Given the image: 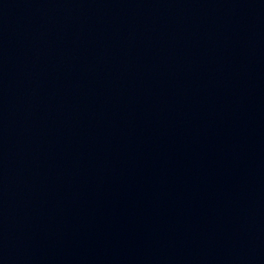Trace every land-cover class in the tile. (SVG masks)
Listing matches in <instances>:
<instances>
[{"label": "water", "instance_id": "1", "mask_svg": "<svg viewBox=\"0 0 264 264\" xmlns=\"http://www.w3.org/2000/svg\"><path fill=\"white\" fill-rule=\"evenodd\" d=\"M0 264H264V0H0Z\"/></svg>", "mask_w": 264, "mask_h": 264}]
</instances>
